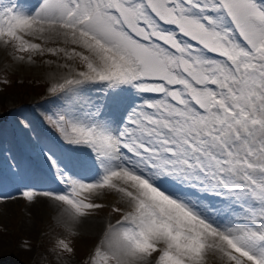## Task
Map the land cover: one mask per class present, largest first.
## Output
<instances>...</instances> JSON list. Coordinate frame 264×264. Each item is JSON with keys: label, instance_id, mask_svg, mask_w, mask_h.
Listing matches in <instances>:
<instances>
[{"label": "snow or ice", "instance_id": "1", "mask_svg": "<svg viewBox=\"0 0 264 264\" xmlns=\"http://www.w3.org/2000/svg\"><path fill=\"white\" fill-rule=\"evenodd\" d=\"M0 46L62 70L0 125V214L59 229L38 264H264V0H0Z\"/></svg>", "mask_w": 264, "mask_h": 264}, {"label": "rangeland", "instance_id": "2", "mask_svg": "<svg viewBox=\"0 0 264 264\" xmlns=\"http://www.w3.org/2000/svg\"><path fill=\"white\" fill-rule=\"evenodd\" d=\"M61 71L55 65L40 63L31 67L17 66L16 63L9 61L7 57L0 55V78L6 76L11 81L9 86H0V125L8 129L13 116L17 114H9L10 110L19 109L21 112L30 113L32 105L44 103L47 85L53 78L60 75ZM15 79L19 82H39L40 85L33 92L18 94L11 89ZM42 89L44 93L40 95L38 92ZM5 139L10 140V136L6 135ZM101 199L111 202V197L108 196L102 195ZM24 205L25 201L18 200L10 204L9 208L3 211V214H0V261H9L12 264H32L33 262L38 264L40 254L45 251L51 237L59 231L57 227H54L53 209L45 211L44 207L39 209L35 207L32 209L33 216L29 218L23 211ZM107 212L108 209L105 208L101 215L107 216ZM46 229H51L49 237L44 241V246H40L41 232ZM81 231L92 238L86 242H77V262L87 255L94 242V237L98 235L97 227L89 231L82 227ZM28 244L32 246L31 251L26 250ZM51 259V257H48V260ZM209 264H214V260L210 259Z\"/></svg>", "mask_w": 264, "mask_h": 264}, {"label": "trees", "instance_id": "3", "mask_svg": "<svg viewBox=\"0 0 264 264\" xmlns=\"http://www.w3.org/2000/svg\"><path fill=\"white\" fill-rule=\"evenodd\" d=\"M13 82H14V85H13V87H11V89L13 90V92L18 93V94H22L23 92L24 93L33 92L40 85L39 82H27V81L19 82V81H16V79ZM7 86H9V85H7ZM38 93H40V95H43V93H44L43 89ZM0 264H12V263L9 261H0ZM32 264H36V262H33Z\"/></svg>", "mask_w": 264, "mask_h": 264}, {"label": "bare ground", "instance_id": "4", "mask_svg": "<svg viewBox=\"0 0 264 264\" xmlns=\"http://www.w3.org/2000/svg\"><path fill=\"white\" fill-rule=\"evenodd\" d=\"M8 141H9V140H6V139H5L4 147H10V146H11V145L8 143ZM9 206H10V204L7 205L6 208H9ZM37 207H38V209H39L40 207H44V208H45V211H50V209H51V208L47 207L43 202H42L41 204H39ZM45 211H44V212H45ZM52 211H53V210H52ZM38 213H39V212H38ZM38 213H37V214H38ZM40 214H41V213H40ZM45 214L48 215L47 212H45ZM40 216H41V215H40ZM34 219H35V218H34ZM83 228L89 231V230H94V229H96V226L93 225V224H85V225L83 226ZM94 232H95V231H94Z\"/></svg>", "mask_w": 264, "mask_h": 264}]
</instances>
